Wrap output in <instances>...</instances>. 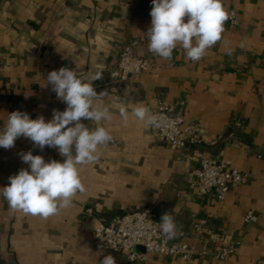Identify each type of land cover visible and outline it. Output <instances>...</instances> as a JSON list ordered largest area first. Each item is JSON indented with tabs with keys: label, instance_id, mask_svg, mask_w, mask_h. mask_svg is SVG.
Instances as JSON below:
<instances>
[{
	"label": "crops",
	"instance_id": "crops-1",
	"mask_svg": "<svg viewBox=\"0 0 264 264\" xmlns=\"http://www.w3.org/2000/svg\"><path fill=\"white\" fill-rule=\"evenodd\" d=\"M223 5L238 19L236 26L227 21L223 33L232 54L218 42L192 62L179 48L170 61L148 51L144 33L152 0H0V128L12 105L46 121L53 109L65 110L45 83L61 67L85 78L101 72L92 83L105 94L96 103L113 112L110 123L101 122L113 140L96 163L81 168L86 191L77 193L70 208L42 219L13 212L0 195V263L100 264L109 254L123 261L122 253L93 248V222L149 208L159 221L172 213L187 241L193 225L204 219L200 246L206 250L218 249L223 238L236 248L225 260L147 253L143 264H264V0H223ZM129 43L154 67L113 82L110 73ZM156 98L195 124L199 144L175 150L131 115L140 102L152 111ZM121 102L129 109L126 123L118 114ZM30 150L46 162L63 161L57 150L33 149L20 137L12 149L0 148V188L28 167L19 153ZM204 157L225 159L246 174V182L232 185L223 199L215 190L197 194L191 171ZM246 212L256 221L245 223Z\"/></svg>",
	"mask_w": 264,
	"mask_h": 264
},
{
	"label": "clouds",
	"instance_id": "clouds-1",
	"mask_svg": "<svg viewBox=\"0 0 264 264\" xmlns=\"http://www.w3.org/2000/svg\"><path fill=\"white\" fill-rule=\"evenodd\" d=\"M149 15L151 24L144 33L148 51L164 60L170 61L173 51L179 48L187 59L198 62L218 42L224 44L226 54H232L230 42L223 38L225 23L230 19L223 0H152ZM244 46L241 42L240 47ZM101 78V72L85 78L67 67L53 70L45 83L66 104L65 110L53 109L48 121L43 116L31 119L19 110L7 115L0 128V148L12 149L15 141L24 137L32 142L33 149L53 148L63 157L62 162L55 159L46 162L43 156L33 155L32 150L19 153L28 167L10 176L9 184L0 188V195L13 212L47 219L70 208L77 193L86 191L81 168L96 163L101 150L113 140L111 131L101 123H110L113 112L109 106L96 103L105 93H97L92 83ZM136 105L131 115L145 127L166 125L164 116L152 112L143 102ZM117 109L126 123L128 106L121 102ZM82 119L91 121L95 127L89 128ZM157 231L165 244L178 236L180 227L172 213L162 214ZM100 264L117 262L109 254Z\"/></svg>",
	"mask_w": 264,
	"mask_h": 264
},
{
	"label": "built area",
	"instance_id": "built-area-1",
	"mask_svg": "<svg viewBox=\"0 0 264 264\" xmlns=\"http://www.w3.org/2000/svg\"><path fill=\"white\" fill-rule=\"evenodd\" d=\"M231 25H238L234 9H229ZM154 64L147 57L138 56L133 50V44L122 47L115 69L110 73L113 82H120L138 77L150 71ZM15 105L10 106L8 114L17 111ZM152 112L165 117L166 125L154 128L159 138L175 150H183L188 145L199 144L200 137L196 126L185 119L180 112H172L162 98H156ZM190 186L197 194H206L215 190L217 197L223 199L232 185H242L246 182V174L228 165L225 159L204 157L199 165L192 169ZM245 223L256 221V215L246 212ZM159 220L149 208L128 211L111 217L109 220L97 219L92 227V245L96 251L119 252L124 255L123 261L117 264H143L146 254L152 253L165 256H177L184 261L196 257L208 256L217 260H225L235 252V242L223 239L218 249L206 250L200 246L205 239V220H198L190 230L191 241L185 239L187 233L180 230L178 236L165 244L157 231ZM141 246L143 251L135 248ZM134 257V259H130ZM0 264H10L3 262Z\"/></svg>",
	"mask_w": 264,
	"mask_h": 264
},
{
	"label": "water",
	"instance_id": "water-1",
	"mask_svg": "<svg viewBox=\"0 0 264 264\" xmlns=\"http://www.w3.org/2000/svg\"><path fill=\"white\" fill-rule=\"evenodd\" d=\"M138 248V247H137Z\"/></svg>",
	"mask_w": 264,
	"mask_h": 264
}]
</instances>
